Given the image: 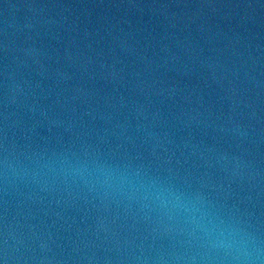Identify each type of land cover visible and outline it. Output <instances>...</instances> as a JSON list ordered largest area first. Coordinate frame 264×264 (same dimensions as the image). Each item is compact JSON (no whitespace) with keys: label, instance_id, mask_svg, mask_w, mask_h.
<instances>
[{"label":"water","instance_id":"95a60500","mask_svg":"<svg viewBox=\"0 0 264 264\" xmlns=\"http://www.w3.org/2000/svg\"><path fill=\"white\" fill-rule=\"evenodd\" d=\"M0 264H264V0H0Z\"/></svg>","mask_w":264,"mask_h":264}]
</instances>
